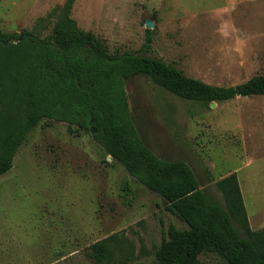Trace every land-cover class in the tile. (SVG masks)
Masks as SVG:
<instances>
[{
	"label": "rangeland",
	"instance_id": "1",
	"mask_svg": "<svg viewBox=\"0 0 264 264\" xmlns=\"http://www.w3.org/2000/svg\"><path fill=\"white\" fill-rule=\"evenodd\" d=\"M67 9L109 55L143 53L151 31L146 55L186 77L231 87L264 75V0H0V33L55 41ZM126 91L144 143L158 158L190 166L211 202L225 206L217 183L237 175L250 228L260 233L264 96L193 103L146 76L129 80ZM169 226L187 228L92 134L63 123L43 120L0 177V264H92L87 249L111 236L116 263L158 264ZM200 260L224 264L212 254Z\"/></svg>",
	"mask_w": 264,
	"mask_h": 264
},
{
	"label": "trees",
	"instance_id": "2",
	"mask_svg": "<svg viewBox=\"0 0 264 264\" xmlns=\"http://www.w3.org/2000/svg\"><path fill=\"white\" fill-rule=\"evenodd\" d=\"M67 12L54 30L55 41L29 31L0 33V177L13 169L28 134L43 120L66 124L70 131L91 134L95 128L92 138L105 153L187 225L183 230L169 226L156 252L158 264H203V254L215 255L224 264H264V229L251 230L237 175L217 183L225 206L211 202L190 166L162 160L144 143L126 91L129 80L146 76L181 100L224 103L264 96V75L231 87L186 77L146 55L153 41L151 31L143 53L109 55L92 34L78 29ZM234 223L249 238H243ZM115 239L91 245L87 259L92 264H121L114 260Z\"/></svg>",
	"mask_w": 264,
	"mask_h": 264
},
{
	"label": "water",
	"instance_id": "3",
	"mask_svg": "<svg viewBox=\"0 0 264 264\" xmlns=\"http://www.w3.org/2000/svg\"><path fill=\"white\" fill-rule=\"evenodd\" d=\"M147 27H148L149 29H151V28L153 27V24L150 23V22H147ZM214 106H215V105H214ZM91 123H93V121H92ZM96 132H97V131H96L95 128H91V134H92V135H95Z\"/></svg>",
	"mask_w": 264,
	"mask_h": 264
}]
</instances>
